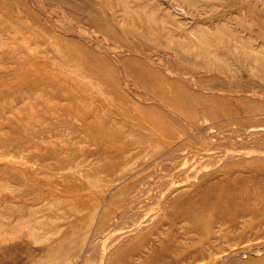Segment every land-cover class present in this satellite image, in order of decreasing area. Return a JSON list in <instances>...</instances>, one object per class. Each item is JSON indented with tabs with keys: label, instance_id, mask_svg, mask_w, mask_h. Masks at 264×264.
<instances>
[{
	"label": "rangeland",
	"instance_id": "374dc122",
	"mask_svg": "<svg viewBox=\"0 0 264 264\" xmlns=\"http://www.w3.org/2000/svg\"><path fill=\"white\" fill-rule=\"evenodd\" d=\"M227 254L264 264V0H0V264Z\"/></svg>",
	"mask_w": 264,
	"mask_h": 264
},
{
	"label": "bare ground",
	"instance_id": "6f19581e",
	"mask_svg": "<svg viewBox=\"0 0 264 264\" xmlns=\"http://www.w3.org/2000/svg\"><path fill=\"white\" fill-rule=\"evenodd\" d=\"M145 25V24H144ZM72 27V26H71ZM138 28V27H137ZM148 28H149V26H148ZM72 31H74L73 29H72ZM77 32V31H76ZM79 32V31H78ZM72 33V32H71ZM150 33V32H149ZM167 33H169V32H167ZM75 34V33H74ZM76 35V34H75ZM83 35V34H82ZM149 35V34H148ZM72 36V35H71ZM86 36H88V35H86ZM93 36V35H92ZM141 36V35H140ZM88 38V37H87ZM141 38V37H140ZM149 38V37H148ZM89 39V38H88ZM84 40V39H83ZM85 40H86V38H85ZM84 40V41H85ZM87 41V40H86ZM138 42L140 43V41L138 40ZM168 42V41H167ZM142 43V42H141ZM137 44V43H136ZM94 45H95V43H94ZM142 45V44H141ZM144 45V44H143ZM140 46V45H139ZM171 46V45H170ZM98 47V46H97ZM136 47V46H135ZM99 48H102V47H99ZM116 49V48H115ZM125 50V49H124ZM106 51V50H105ZM103 52V51H102ZM106 52H108V51H106ZM136 52V51H135ZM139 52V51H138ZM143 53V52H142ZM141 53V54H142ZM106 54V53H105ZM114 55V54H113ZM106 56H107V54H106ZM114 57V56H113ZM221 57V56H220ZM114 59V58H113ZM131 60H128L129 61V63L137 70V72H139L141 75H143V76H145L147 79H149V80H151V81H155V82H157L158 83V85L160 86L159 87V93H158V95L160 96L159 98L161 99V100H163V99H167L166 98V94H165V89H168L169 87H171L170 85H168L165 81H164V79H163V77H161L160 76V73H158V72H156V71H153L152 69H151V67H153V65H155V67H156V65H157V63L155 64V61H154V59H152L151 58V56L150 57H148L146 54H143V55H139L138 54V57H135V58H130ZM218 59V58H217ZM239 60V59H238ZM215 61V60H214ZM115 63V62H114ZM159 66V65H158ZM210 67V66H209ZM204 68H205V66H204ZM248 68V67H247ZM207 69H209V68H207ZM210 70V69H209ZM211 70H212V68H211ZM253 70V69H252ZM252 70L250 69V71L252 72ZM167 71H168V69H167ZM204 71V70H203ZM214 72H216V71H214ZM173 73V72H172ZM175 73H177V72H175ZM229 73H230V71H229ZM171 74V73H170ZM173 76H174V74H172ZM171 75V76H172ZM220 75V74H219ZM172 76V77H173ZM175 76H178L177 78L179 79V81L182 83V85L180 86V85H178L179 87H181V89L183 88V89H185V84L187 83L188 85H190L191 83H189V81L187 80V78L184 76V75H179L178 73L177 74H175ZM111 81L112 83H115V79L114 78H108V81ZM110 81H109V83H110ZM126 80H124V82H125ZM195 82V81H194ZM111 83V84H112ZM127 84V83H126ZM193 85V84H192ZM192 85H190V86H192ZM194 85H196V84H194ZM194 85H193V87H194ZM189 86V87H190ZM178 87V88H179ZM196 88V87H195ZM205 88V87H204ZM197 89V88H196ZM199 89V88H198ZM246 91V90H245ZM206 93V92H205ZM226 95V94H225ZM151 98V97H150ZM149 99V98H148ZM153 99V98H152ZM153 101H155L154 99H153ZM152 102V101H151ZM155 103V102H154ZM157 103H158V100H157ZM159 104V103H158ZM160 105V104H159ZM153 112H157L159 109H158V107H157V105L156 106H153L152 107V109H151ZM170 113V112H169ZM104 131V130H103ZM232 151V150H231ZM249 151V150H248ZM230 154V153H229ZM228 154V155H229ZM232 154V153H231ZM230 157V156H229ZM197 200H187V202H186V204H187V206L185 207V211H184V216L185 217H188L189 219H193L195 216H203L204 215V213H205V211L207 210V206H201V205H198V202H196ZM206 215V214H205ZM204 215V216H205ZM235 253V252H234ZM233 253V254H234ZM235 255V254H234ZM233 256V255H232ZM237 255H235V257H236ZM227 258H228V254L227 255H225V256H223L222 258H220L218 261H217V263L216 264H223L225 261H227ZM231 258V257H230ZM201 259V258H200ZM226 259V260H225ZM229 259V258H228ZM158 264H165V263H161V262H159ZM196 264H204V263H200V261L198 262V263H196ZM225 264V263H224Z\"/></svg>",
	"mask_w": 264,
	"mask_h": 264
}]
</instances>
